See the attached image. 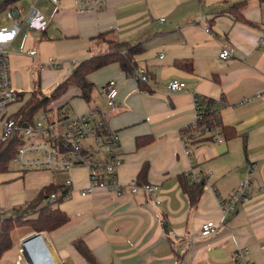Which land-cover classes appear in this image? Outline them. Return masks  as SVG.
I'll list each match as a JSON object with an SVG mask.
<instances>
[{
    "label": "crops",
    "instance_id": "crops-1",
    "mask_svg": "<svg viewBox=\"0 0 264 264\" xmlns=\"http://www.w3.org/2000/svg\"><path fill=\"white\" fill-rule=\"evenodd\" d=\"M81 1L93 0H27L20 6L35 3L48 24L42 32L18 33L6 47L13 103L18 102L13 110L9 105L8 114L34 89L56 86L79 62L104 51L107 43L97 36L108 31L106 37L142 48L134 59L148 77L140 83L112 63L88 75L94 86L88 103L78 88L69 87L47 106L104 113L107 129L119 139L118 179L126 186L121 195L95 189L80 196L87 184L83 168L51 171L35 196L47 185L62 189L67 179L74 189L57 206L68 222L44 232L57 259L89 264L74 246L81 241L97 264H236L233 253L239 247L252 264H264V45H258L264 37V0H104L101 8L82 11ZM242 2V18L236 19L228 9ZM223 49L229 52L225 60L218 56ZM171 79L184 82V88L169 92ZM110 80L117 88L112 108L105 97ZM194 96L223 102L221 144L186 148L180 140L179 131L194 118ZM72 99L84 102L78 111H71ZM144 165L140 182L157 186L156 195L128 190ZM248 165L255 166L250 199L222 215L218 199L243 182ZM208 172L199 201L191 205L180 176L189 183ZM206 220L218 228L201 237Z\"/></svg>",
    "mask_w": 264,
    "mask_h": 264
},
{
    "label": "built area",
    "instance_id": "built-area-1",
    "mask_svg": "<svg viewBox=\"0 0 264 264\" xmlns=\"http://www.w3.org/2000/svg\"><path fill=\"white\" fill-rule=\"evenodd\" d=\"M48 1L55 4L58 0ZM103 1L93 0L91 3L81 1L80 10L92 9L95 6L101 8ZM1 19L3 22L9 19L11 23L9 26L0 27V37H5L0 39V142L13 136H17L20 140L10 163L19 172L83 168L87 173V184L79 189L80 196H86L95 189H103L117 195L124 193L126 186L118 179V169L122 164L123 153L117 135L107 129L105 115L102 111L91 109L84 113H70L64 105L59 108L53 106L51 109L47 107L39 111V117L30 123L21 124L6 113L7 107L16 101V92L10 84L6 47L20 32L45 31L48 22L40 8L35 7V3L29 9L12 7ZM160 21H163V18H160ZM205 31L209 32V29L206 28ZM258 45H264L263 36L258 38ZM29 54L33 55L34 51H30ZM218 56L225 60L229 57V52L223 49ZM159 57L162 58V54ZM129 76L141 83H145L148 77L143 68L133 70ZM184 86L185 83L177 79H171L166 83V89L169 92L179 91ZM116 95V83L110 80L108 91L105 94L107 107L114 106ZM212 100L211 106L219 109L217 117L220 118V110L224 104L221 100ZM198 111L199 102L194 96V118L179 131L183 145L188 148L205 141H215L221 144L223 142L221 126L199 124ZM254 170V165H248L243 182L227 198L218 199L222 215L233 213L239 204L250 199ZM209 175V172L205 173L192 181L202 182L204 187ZM128 185V190L132 194L139 190L149 195H156L159 192V188L155 185L139 186L133 182ZM73 191L72 181L67 179L62 191L50 193L47 199L50 203L57 202L58 197L65 200L71 196ZM155 202L158 203V198H155ZM24 208L17 210L16 214H11L10 210L0 207V223L5 219H14L21 215L24 218L26 216L23 214ZM217 228L218 225L215 222L206 220L200 225V236H210L216 232ZM17 252L16 262L7 264H62L55 256L44 232H31L21 237L17 243ZM233 260L236 264H252L248 258V251L241 247L234 251Z\"/></svg>",
    "mask_w": 264,
    "mask_h": 264
},
{
    "label": "trees",
    "instance_id": "trees-1",
    "mask_svg": "<svg viewBox=\"0 0 264 264\" xmlns=\"http://www.w3.org/2000/svg\"><path fill=\"white\" fill-rule=\"evenodd\" d=\"M13 0H2L0 2V12L6 9L7 5ZM242 3L231 6L228 11L233 14L236 19L242 18L241 9ZM111 34V31L101 33L97 37L106 41L107 48L104 51L79 62L74 69L58 83L50 92L49 95H44L39 89H34L30 92L29 97L12 114L11 118L18 123H30L37 112L45 110L47 106L54 100L63 95L69 87L79 89L81 98L85 102H89L93 91V84L88 80V75L104 66L112 63H117L120 69L127 75L137 69V64L134 57L142 51L139 45H131L124 41L118 40L116 37L106 35ZM147 74V73H146ZM141 83V82H140ZM22 94L18 95V99L22 98ZM195 100L199 102L198 121L199 124H218L221 126V136L224 138L226 127L222 125L221 119L217 117L219 109L212 108V99L207 97L195 96ZM209 139V138H206ZM140 139H137L139 143ZM20 140L17 136H13L7 140L0 142V172H5L9 168L11 159L19 145ZM147 172V165H144L138 174V183L145 184L143 180ZM179 183L183 192L187 195L191 205H195L199 201L201 190L203 189L202 182H191L186 180L182 175L179 178ZM60 186L47 185L41 188L37 195L28 202L23 210L26 216H17L14 219L8 218L0 223V257L11 246V232L18 226H28L32 232H51L68 222V216L57 207H52L50 203L41 205L42 200L47 199L52 192H61ZM58 197L57 202L60 201ZM52 204V203H51ZM30 211L31 215L28 213ZM29 214V215H28ZM76 250L83 256L89 264H97L95 258L90 251L82 244L81 241H75Z\"/></svg>",
    "mask_w": 264,
    "mask_h": 264
},
{
    "label": "rangeland",
    "instance_id": "rangeland-1",
    "mask_svg": "<svg viewBox=\"0 0 264 264\" xmlns=\"http://www.w3.org/2000/svg\"><path fill=\"white\" fill-rule=\"evenodd\" d=\"M27 0H13L9 3L3 11L0 12V27L9 26L11 21L8 19L3 22L1 17H5L8 10L12 7H20L23 4H26ZM2 21V22H1ZM47 88L41 90L42 94L49 95L52 89ZM13 89V88H12ZM78 99H72L71 104H68L71 107V111H78L84 104ZM18 102L12 104L11 110L17 108ZM10 112V106L7 107L6 113ZM39 116L36 115L35 119ZM18 169L12 164H9V168L5 172H0V207L10 210L11 214H16L17 210L25 207L28 202L33 199L35 196L36 190L42 186L43 181L47 176H51V171H17ZM50 203L48 199L42 200L39 206H43ZM52 207H57L59 202L50 203ZM30 215V211L28 212ZM28 214V215H29ZM9 215V214H8ZM32 229L28 226H18L14 228L11 232V246L4 252L0 257V264L15 263L17 258V243L19 239L29 232ZM59 258L62 259V256L59 254ZM64 264H72L69 260H66Z\"/></svg>",
    "mask_w": 264,
    "mask_h": 264
},
{
    "label": "snow or ice",
    "instance_id": "snow-or-ice-1",
    "mask_svg": "<svg viewBox=\"0 0 264 264\" xmlns=\"http://www.w3.org/2000/svg\"><path fill=\"white\" fill-rule=\"evenodd\" d=\"M3 38H5V37H0V39H3Z\"/></svg>",
    "mask_w": 264,
    "mask_h": 264
}]
</instances>
